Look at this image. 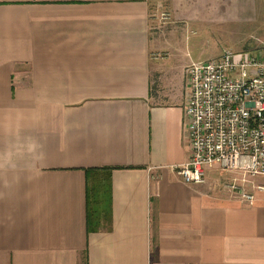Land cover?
<instances>
[{"label":"crops","instance_id":"1","mask_svg":"<svg viewBox=\"0 0 264 264\" xmlns=\"http://www.w3.org/2000/svg\"><path fill=\"white\" fill-rule=\"evenodd\" d=\"M257 1L0 0V264H264V190L249 203L223 188L233 172L176 169L206 49L183 47L188 26ZM90 166L111 169L93 231Z\"/></svg>","mask_w":264,"mask_h":264},{"label":"built area","instance_id":"2","mask_svg":"<svg viewBox=\"0 0 264 264\" xmlns=\"http://www.w3.org/2000/svg\"><path fill=\"white\" fill-rule=\"evenodd\" d=\"M158 12L170 17L164 9ZM187 95L191 154L177 165L178 174L185 182L200 183L208 167L233 172L223 188L253 202L256 191L264 190V55L225 48L192 60Z\"/></svg>","mask_w":264,"mask_h":264},{"label":"rangeland","instance_id":"3","mask_svg":"<svg viewBox=\"0 0 264 264\" xmlns=\"http://www.w3.org/2000/svg\"><path fill=\"white\" fill-rule=\"evenodd\" d=\"M244 4L239 6L236 15L223 13L222 20L194 21L192 27L188 26V39L183 43V47L193 51L196 44L192 41L196 37H201L199 45L206 47V49L205 51H198L197 57L193 55L195 59H206L219 55L225 48H231L237 52L249 51L264 55V0ZM156 12L158 13V10L152 16L154 22L159 19L163 24L164 22L167 24L172 23L170 17L162 18ZM216 169L220 172V176H225L227 173V171L220 168Z\"/></svg>","mask_w":264,"mask_h":264},{"label":"trees","instance_id":"4","mask_svg":"<svg viewBox=\"0 0 264 264\" xmlns=\"http://www.w3.org/2000/svg\"><path fill=\"white\" fill-rule=\"evenodd\" d=\"M87 176V228L98 230L103 220H110V167L90 166L85 168Z\"/></svg>","mask_w":264,"mask_h":264}]
</instances>
